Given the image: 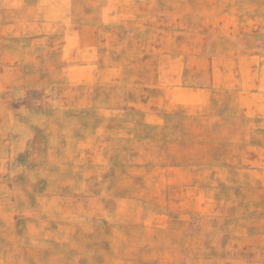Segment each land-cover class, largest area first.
Returning <instances> with one entry per match:
<instances>
[{"label":"rangeland","instance_id":"obj_1","mask_svg":"<svg viewBox=\"0 0 264 264\" xmlns=\"http://www.w3.org/2000/svg\"><path fill=\"white\" fill-rule=\"evenodd\" d=\"M121 3L138 44L0 108V264H264V0Z\"/></svg>","mask_w":264,"mask_h":264},{"label":"crops","instance_id":"obj_2","mask_svg":"<svg viewBox=\"0 0 264 264\" xmlns=\"http://www.w3.org/2000/svg\"><path fill=\"white\" fill-rule=\"evenodd\" d=\"M126 8L121 0L107 3L89 0L84 6L74 0H3L0 3V29L3 28L0 31V93H10V97L0 100V108L9 112L8 107L15 100L13 93L26 96L41 77L60 76L76 67L71 61L78 58V45H85L83 51L88 59L96 53H105L107 42L136 44L143 23L134 13L126 15ZM149 28L151 39L152 24ZM115 48L123 50L119 46Z\"/></svg>","mask_w":264,"mask_h":264}]
</instances>
